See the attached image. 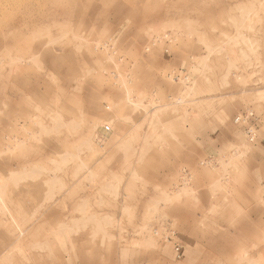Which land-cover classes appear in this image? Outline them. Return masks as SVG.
<instances>
[{
    "label": "rangeland",
    "instance_id": "1",
    "mask_svg": "<svg viewBox=\"0 0 264 264\" xmlns=\"http://www.w3.org/2000/svg\"><path fill=\"white\" fill-rule=\"evenodd\" d=\"M0 264H264V0H0Z\"/></svg>",
    "mask_w": 264,
    "mask_h": 264
},
{
    "label": "built area",
    "instance_id": "2",
    "mask_svg": "<svg viewBox=\"0 0 264 264\" xmlns=\"http://www.w3.org/2000/svg\"><path fill=\"white\" fill-rule=\"evenodd\" d=\"M237 121H239V118H238ZM106 131H109L108 128H106ZM250 134H251V132H249V130H248V135H250ZM174 250H175V252L177 253V257L179 258L180 247H179V246H176V247L174 248Z\"/></svg>",
    "mask_w": 264,
    "mask_h": 264
},
{
    "label": "bare ground",
    "instance_id": "3",
    "mask_svg": "<svg viewBox=\"0 0 264 264\" xmlns=\"http://www.w3.org/2000/svg\"><path fill=\"white\" fill-rule=\"evenodd\" d=\"M101 3H102V2H101ZM54 64H55V63H54ZM52 66H53V65H52ZM108 109H109V108H108ZM100 113H101V115H103V116L105 115V113L102 112V111H101ZM106 128H107V127H106ZM106 128H105V131H106ZM108 130L110 131V128H108ZM101 131H102V134H103V130H101ZM109 131H108V132H109ZM106 132H107V131H106ZM140 152H141V151H140ZM138 158H139V157H138Z\"/></svg>",
    "mask_w": 264,
    "mask_h": 264
}]
</instances>
